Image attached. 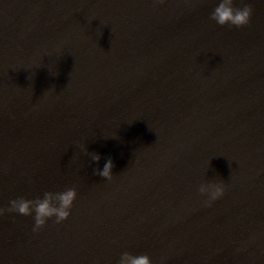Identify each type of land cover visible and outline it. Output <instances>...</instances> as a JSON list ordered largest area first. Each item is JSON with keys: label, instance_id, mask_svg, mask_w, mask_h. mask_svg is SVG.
I'll return each instance as SVG.
<instances>
[{"label": "water", "instance_id": "obj_1", "mask_svg": "<svg viewBox=\"0 0 264 264\" xmlns=\"http://www.w3.org/2000/svg\"><path fill=\"white\" fill-rule=\"evenodd\" d=\"M218 2L0 0V206L76 188L59 225L8 214L62 264H264V0Z\"/></svg>", "mask_w": 264, "mask_h": 264}, {"label": "clouds", "instance_id": "obj_2", "mask_svg": "<svg viewBox=\"0 0 264 264\" xmlns=\"http://www.w3.org/2000/svg\"><path fill=\"white\" fill-rule=\"evenodd\" d=\"M155 2L163 3L164 0H155ZM253 11L254 9L249 3H243L242 7H236L235 0H219L217 6L212 10L209 20L220 27L244 28L250 25ZM81 151L84 155L90 156L93 162L99 163L101 160L100 155L88 152L86 146L82 145ZM113 167L112 159L108 158L103 169H95L94 174L106 181H111L113 179ZM197 190L199 195L205 198L204 205L206 207H211L214 202L223 198L226 191L223 180L201 183ZM76 199L77 190L74 187L66 188L60 192H45L42 197L35 199L20 196L10 200L7 207H0V217L6 214L32 217L34 221L32 231L38 233L46 226L48 220L54 218V223L57 225L68 220ZM118 264H152V261L147 254L134 256L129 252H123Z\"/></svg>", "mask_w": 264, "mask_h": 264}]
</instances>
